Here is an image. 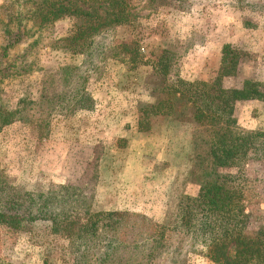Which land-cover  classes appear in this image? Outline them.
I'll use <instances>...</instances> for the list:
<instances>
[{
	"label": "rangeland",
	"instance_id": "374dc122",
	"mask_svg": "<svg viewBox=\"0 0 264 264\" xmlns=\"http://www.w3.org/2000/svg\"><path fill=\"white\" fill-rule=\"evenodd\" d=\"M26 1L0 0V106L18 110L0 128L4 186L34 192L76 184L94 210H129L168 226L167 248L151 264H215L201 238L171 227L181 197L199 189L190 179L196 125L169 119L141 132L139 108L161 97L159 59L172 63L169 83L206 80L219 91L264 82V0H132L131 25L118 35L138 44L143 64L130 70L110 59L94 67L88 83L84 56L58 42L74 32L76 18L38 29ZM226 47L238 58L235 73L222 75ZM85 92L90 108H81ZM234 114L241 128L264 130V102L239 100ZM221 172L231 188L243 190L248 228L264 227V146ZM46 225L37 222L32 231L0 225V264H73L69 240Z\"/></svg>",
	"mask_w": 264,
	"mask_h": 264
},
{
	"label": "trees",
	"instance_id": "16d2710c",
	"mask_svg": "<svg viewBox=\"0 0 264 264\" xmlns=\"http://www.w3.org/2000/svg\"><path fill=\"white\" fill-rule=\"evenodd\" d=\"M98 1L102 3L99 6L93 3L96 0L26 1L32 3L28 19L38 29L66 17L76 18L77 28L58 42L64 49L84 56L85 83L95 72L94 67L99 69L110 59L124 63L130 70L143 64L138 44L118 35L121 28L131 25L132 0ZM19 40H12L4 53ZM237 58L230 47L224 49L222 75L235 73ZM171 64L170 59L154 63L163 79L159 88L162 94L157 101L139 108L138 122L139 130L145 133L153 132L154 124L169 119L190 120L196 125L190 179L199 189L181 197L171 227L201 238L207 248L206 257L215 264H264V227L248 228L251 214L245 210L243 190L231 188L221 172L222 168L245 164L254 146H264V130L241 128L234 114L239 100L264 102V82L249 79L241 88L219 91H214L213 84L206 80L179 77L169 83ZM85 95L81 108H90L92 97L88 92ZM17 113L0 106V128L13 123ZM4 185L7 182L0 178V225L32 231L37 222L47 223L50 233H61L69 240L73 264H151L167 248L164 238L168 226L152 225L146 216L129 210H94L76 184L34 192H10Z\"/></svg>",
	"mask_w": 264,
	"mask_h": 264
}]
</instances>
